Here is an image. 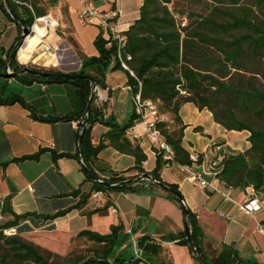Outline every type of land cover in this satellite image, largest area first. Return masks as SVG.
Instances as JSON below:
<instances>
[{
	"label": "trees",
	"instance_id": "trees-1",
	"mask_svg": "<svg viewBox=\"0 0 264 264\" xmlns=\"http://www.w3.org/2000/svg\"><path fill=\"white\" fill-rule=\"evenodd\" d=\"M171 1H142L139 17L123 32L125 44L121 57L128 69L121 66L116 42L111 41L108 44L100 33L93 41L97 54L90 56L82 53L73 38L68 37L67 41L80 59V68L75 73L91 76L99 87L105 88L106 73L109 70L122 69L133 95L139 92L142 100L156 102L159 112L169 113L172 117V126L167 122H159L157 126L172 148L173 160L177 164L190 163L189 152L182 145L185 126L178 115L183 103L191 102L199 109H207L213 120L227 131H247L249 147L243 152L225 154L221 176L234 188L243 190L251 186L264 201V88L255 83L256 75L264 76V0H246L251 6L241 4L243 0H203L209 5L208 14L191 13L188 22L182 26H179L168 7ZM25 3V0H0V8L16 21L20 33L19 22L30 27L35 16L46 14L41 7L27 3L33 8V14ZM12 47L4 58L0 57L1 70H5ZM127 55L130 57L127 58ZM23 67L14 55L9 68L12 72H17ZM45 70L58 71L55 68ZM18 79L23 83L70 82L78 88L84 109L91 93L89 82L82 78H53L26 73ZM14 103H19L28 110L32 119L40 122L80 120L84 113L83 109L78 114L43 116L16 93L7 97L0 96V105ZM96 122L105 125L107 130L100 135L97 143H93L91 131ZM135 122H140V119L134 108L125 121L117 122L113 118L105 117L103 111L94 105V98L92 99L83 125L78 124L83 128L81 157L94 175L113 185L95 182L86 174V179L92 182L91 189L83 191L80 187L73 188L64 195L71 196L74 202L51 214L29 211L17 214L12 210L10 197L0 200V215L6 217L0 221V264H139L142 261L149 264H171V261L159 258L162 242L186 245L195 262L200 264L188 244L185 229L166 233L159 238L148 234L136 237L140 256H135L132 244V237L137 229L132 227L127 231L122 221L110 225L107 233L83 229L75 237H83L91 243L89 254L77 256L69 263L60 261L56 254L43 251L20 236L22 232L31 231L33 228L22 224L24 220H33L34 227H38L39 220H54L73 209H81L93 192H144L145 187L162 189L142 178L144 173L170 188L169 191L162 190L166 197L182 209L185 227H188L190 236L206 264H259L255 259L242 258L230 245H223L215 256L209 258L201 244L203 235L196 214L188 208V215L185 216L179 201V197H183L178 185L165 182L161 178V170L166 164L162 153L156 151L154 167L149 171L144 169L145 152L137 141H131L126 135ZM106 146L133 156V166L121 172L108 170L106 176H100L95 168V161ZM43 150L13 158L12 161L38 159ZM57 156L52 155L54 161ZM110 205L108 200L102 207L87 212V215L104 213ZM9 229H15V234H6L5 230Z\"/></svg>",
	"mask_w": 264,
	"mask_h": 264
},
{
	"label": "crops",
	"instance_id": "crops-1",
	"mask_svg": "<svg viewBox=\"0 0 264 264\" xmlns=\"http://www.w3.org/2000/svg\"><path fill=\"white\" fill-rule=\"evenodd\" d=\"M143 0H95L94 6L99 10H109L114 5L120 14L117 20L118 29L126 31L139 17V8ZM59 27L67 29L80 51L85 55H96L94 39L99 29L93 25H82L77 18L76 9L80 7L77 0H53ZM20 33L16 21L9 18L0 8V57L4 58ZM55 34V35H54ZM49 33L47 41L57 46L56 60L47 66L60 71L77 72L80 59L72 45L60 35ZM63 34V31H62ZM43 55V54H40ZM38 55V59H40ZM21 59V56H20ZM59 60V61H58ZM0 96L7 97L13 93L20 95L36 112L43 116H61L83 112V104L78 88L70 82L23 83L18 77L10 76L0 69ZM5 73V74H4ZM106 87H97L94 105L103 111L107 118L117 122L125 121L133 109V93L127 83L126 73L122 69L109 70L106 73ZM156 104V102H154ZM169 126L172 117L164 113ZM184 127L182 145L188 151L212 155L211 146L221 143L227 153L243 152L249 147L247 131H227L216 123L207 109H199L191 102L183 103L178 111ZM79 120H59L52 123L40 122L30 117L27 109L19 103L0 105V200L10 197L12 210L17 213L36 212L51 214L74 202L71 196H65L73 188L80 187L89 191L92 182L86 179V173L77 156L78 138L80 135ZM107 127L99 122L92 126V142L97 143ZM231 132L242 133L245 139L242 146L235 147L229 141ZM131 141H137L146 154L143 167L151 170L155 164V152L150 139L144 132L142 122L127 130ZM198 142H203L198 147ZM44 149L38 159L12 161L24 155H30ZM58 155L53 160L52 155ZM72 155H76L73 157ZM3 163L5 165L3 166ZM134 157L123 154L111 146H106L95 161V168L100 176H106L108 170L124 171L133 166ZM169 169L172 172H169ZM104 169V170H102ZM161 178L168 183H176L182 194L185 205L196 214L202 231L201 244L209 256H215L223 245H230L242 258L255 259L264 264V205L251 214L240 211L237 202L246 198L245 189L234 188L231 191L236 202L225 201L217 193H209L194 184L185 173L175 165L164 166ZM31 187V189H29ZM76 200V199H75ZM111 205L104 213L87 212L102 207L106 201ZM167 207V212L161 208ZM115 209V211H113ZM222 213L223 215H221ZM2 216V215H1ZM2 217L1 220H5ZM122 221L129 231L137 229L133 237L148 234L154 238L185 229L182 209L159 188L145 187L144 192H93L87 204L81 209H73L54 220H39L38 227L29 220L33 228L53 226L57 239L46 241L30 240L41 250L59 252L55 245H69L77 232L83 229L99 233L109 232L110 225ZM61 227V229H58ZM53 231V229H52ZM32 231L22 232L23 238ZM41 233V232H40ZM49 240V241H47ZM55 241V242H53ZM171 264H197L186 245L176 242H162L159 256ZM139 264H149L145 261Z\"/></svg>",
	"mask_w": 264,
	"mask_h": 264
},
{
	"label": "built area",
	"instance_id": "built-area-1",
	"mask_svg": "<svg viewBox=\"0 0 264 264\" xmlns=\"http://www.w3.org/2000/svg\"><path fill=\"white\" fill-rule=\"evenodd\" d=\"M80 7L76 9L77 18L82 25H93L99 29L101 37L108 41H115L117 44V56L121 62V66L128 69L126 63L122 60L121 50L125 44V36L121 30L118 29L117 20L120 12L116 8H110L109 10H99L94 6L95 0H77ZM29 9L33 12V8L25 3ZM38 23L45 29V34L42 36L43 42L36 46V49L31 53V58L28 61H22L20 59L19 51L23 44H21L16 53V59L21 65H27L33 59H36L40 54H55L57 46L50 44L47 41V37L50 30H55L58 27V22L53 19L49 14L43 16L34 17V21L30 26V34L34 33L33 28ZM184 25V23H182ZM28 35V36H29ZM25 42V39H24ZM41 49V50H40ZM40 50V51H39ZM130 56L127 55V58ZM43 67L47 64L44 61L41 62ZM8 71L12 70L8 68ZM132 73V72H131ZM133 108L139 115L140 122L144 125V132L150 139L154 152L158 151L162 153L163 160L166 166L175 165L181 172L185 173L192 182L209 193L220 194L225 201L236 202L231 195L233 186L229 185L222 178L221 173L223 170V159L227 152L223 149L221 143H214L211 146L212 155L207 157L204 153H198L195 151L189 152V164H177L173 160V150L166 142L157 124L159 122H167L168 118L164 113L157 110L156 104L151 100H142L139 92L133 95L132 100ZM145 163V161L143 162ZM31 189V187H29ZM246 198L242 202H237V207L240 211L245 213H253L264 205V201L261 199L260 194L257 193L251 186L245 188ZM115 211V209H113ZM223 215L222 213H220ZM2 216L0 215V219ZM22 224H30L29 220H24ZM13 230V232H10ZM6 234H15V229L5 230ZM132 244L135 256H140L141 252L136 246L135 238L132 237Z\"/></svg>",
	"mask_w": 264,
	"mask_h": 264
},
{
	"label": "rangeland",
	"instance_id": "rangeland-1",
	"mask_svg": "<svg viewBox=\"0 0 264 264\" xmlns=\"http://www.w3.org/2000/svg\"><path fill=\"white\" fill-rule=\"evenodd\" d=\"M27 3H31L32 5H37L39 7H41L46 14H49L52 11V15L53 17H56L55 14V8L56 6L53 3V0H25ZM241 4H245L247 6H251V3L243 0L241 2ZM168 7L170 8V10L173 12V14L176 17V20L179 24V26H182V23H187L188 22V17L189 14L191 13H201V14H208L209 12V5L207 2L203 1V0H199V1H193V0H172L171 3L168 4ZM49 14V15H51ZM54 19V18H53ZM63 31V34H62ZM54 32L58 35H60V37H62V39H64L65 41H67V38L70 37V34L68 33L67 29H62L61 27H58L53 31L50 30L49 33L54 34ZM55 35V34H54ZM68 42V41H67ZM24 43V40L21 42V44ZM41 50V49H40ZM39 50V51H40ZM33 51V48L28 51V52H24L22 55L19 54L21 56V60L22 61H28L31 53ZM55 63L54 60H52L51 62L47 63V64H53ZM46 68H52L49 66L46 67H42L41 69H46ZM255 83L259 86V87H263L264 88V76L262 75H256V80ZM242 133L239 132H231L228 134V138L229 141L232 143L233 146L235 147H240L241 149L244 148L243 143L245 141V139H243ZM203 142H198V147H202ZM244 150V149H243ZM166 170H169V172H172L169 167H166ZM161 208H163L166 212H167V207L161 205ZM2 221V220H1ZM53 229V231H52ZM58 229H61V227H58ZM32 232H30V234L26 235L25 237H23L24 239L30 241V240H39V238L41 236L46 237L49 240H56L57 239V231H54V227L53 226H49V227H42V228H32L31 230ZM10 232H13V230H10ZM28 232V231H26ZM41 232V233H40ZM40 240L42 241H46V239H42L40 238ZM47 240V241H49ZM31 242V241H30ZM55 242V241H53ZM56 247H60L59 248V252L55 253V252H51L52 254H56L58 259L60 261H65V262H70L73 258L77 257V256H86L89 254L88 252V248L91 247V243L88 242L85 238L80 237H73L70 240V244L69 245H59L56 244ZM46 251V250H43ZM50 252V251H49Z\"/></svg>",
	"mask_w": 264,
	"mask_h": 264
},
{
	"label": "water",
	"instance_id": "water-1",
	"mask_svg": "<svg viewBox=\"0 0 264 264\" xmlns=\"http://www.w3.org/2000/svg\"><path fill=\"white\" fill-rule=\"evenodd\" d=\"M17 22H19V21L17 20ZM19 24L21 26V33L19 34V36L17 38V41L15 42V44L13 45V47H12L10 53H9V58H8V61H7V65L5 66V70H4L5 73L7 75L14 76V77H19L22 74L28 73V74H32V75H35V76H42V77L69 78V79L82 78V79L87 80L89 82V84H90V92L91 93H90L89 100H88V102L86 104V107L84 109V113H83L82 117L79 120V124L82 126L83 122H84V120H85V118H86V116L88 114V111H89V108H90V103H91L92 99L94 98L95 91H96L97 87H99L97 81L93 77L88 76L86 74L67 72V71H60V70H58V71H47L45 69H41L43 66L41 64L40 59H33L30 63H28L27 65H24V67L21 70L17 71V72H12V71L9 72L8 71L9 63H10L12 57L14 55L16 56L18 47L21 45V42L30 34V31H31L30 27L24 26L21 22H19ZM82 135H83V128H81L80 135H79V138H78L77 156H78V159L80 160V163H81V165H82V167L84 169V172L89 177H91L92 180L95 181V182L104 183L105 185H109V186L113 185V183L107 182V181L101 179L100 177L94 175L91 172V170L84 164V162L82 160V157H81V151H80V144H81V141H82ZM141 177L151 181L154 184H157L162 189H165V190H168V191L170 190V188L166 184L160 183L159 181L151 178V176L146 174V173L142 174ZM179 201H180V203H181V205L183 207V211L185 213V216H187L188 215V207L185 205V203L183 201V198L179 197ZM185 230H186V239L188 241V244L192 248V250L194 251L196 256L198 257L200 264H206L204 258L199 253V251H198L193 239L191 238L190 231H189L187 226L185 227Z\"/></svg>",
	"mask_w": 264,
	"mask_h": 264
},
{
	"label": "bare ground",
	"instance_id": "bare-ground-1",
	"mask_svg": "<svg viewBox=\"0 0 264 264\" xmlns=\"http://www.w3.org/2000/svg\"><path fill=\"white\" fill-rule=\"evenodd\" d=\"M33 31H34V33H32L31 35H29L25 38V42H24L21 50L19 51V54L22 55L24 52H28L32 48L34 51L36 49V46L40 45L43 42L42 36H44V34H45L44 27L40 26L38 23H36L34 28H33ZM40 56H41L40 61L41 62L44 61L45 64L51 62L52 60L55 61L56 57H57L55 54H48V53L40 55ZM30 58H31V56H30ZM36 59H38V58H36Z\"/></svg>",
	"mask_w": 264,
	"mask_h": 264
}]
</instances>
